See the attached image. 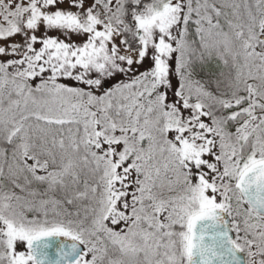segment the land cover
Segmentation results:
<instances>
[{
    "label": "snow or ice",
    "instance_id": "1",
    "mask_svg": "<svg viewBox=\"0 0 264 264\" xmlns=\"http://www.w3.org/2000/svg\"><path fill=\"white\" fill-rule=\"evenodd\" d=\"M0 264H264V0H0Z\"/></svg>",
    "mask_w": 264,
    "mask_h": 264
}]
</instances>
